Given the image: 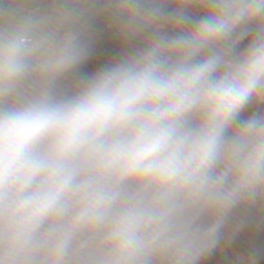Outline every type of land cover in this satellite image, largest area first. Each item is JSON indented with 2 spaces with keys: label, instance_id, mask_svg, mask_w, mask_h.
<instances>
[{
  "label": "clouds",
  "instance_id": "1",
  "mask_svg": "<svg viewBox=\"0 0 264 264\" xmlns=\"http://www.w3.org/2000/svg\"><path fill=\"white\" fill-rule=\"evenodd\" d=\"M101 21L122 51L86 74ZM246 230L264 0H0V264H202Z\"/></svg>",
  "mask_w": 264,
  "mask_h": 264
},
{
  "label": "trees",
  "instance_id": "2",
  "mask_svg": "<svg viewBox=\"0 0 264 264\" xmlns=\"http://www.w3.org/2000/svg\"><path fill=\"white\" fill-rule=\"evenodd\" d=\"M98 28L101 32L100 38L96 44V50L81 68V71L86 74H91L98 70L100 67L116 58L122 51L121 44L114 36L113 30L108 29L102 21L98 24ZM247 43L248 39L242 41L240 48L242 49ZM251 111V109L248 110L244 115H250ZM253 246L262 250L258 258V264H264V230H246L232 243L231 247L226 250L233 248L239 253L247 255ZM202 264H225V261L222 254L216 251L202 261Z\"/></svg>",
  "mask_w": 264,
  "mask_h": 264
},
{
  "label": "rangeland",
  "instance_id": "3",
  "mask_svg": "<svg viewBox=\"0 0 264 264\" xmlns=\"http://www.w3.org/2000/svg\"><path fill=\"white\" fill-rule=\"evenodd\" d=\"M221 254L224 258L225 264H230V261H233L235 259L236 255L241 254V253H239L238 251H236L233 248H230L229 250H225V252L221 253Z\"/></svg>",
  "mask_w": 264,
  "mask_h": 264
}]
</instances>
